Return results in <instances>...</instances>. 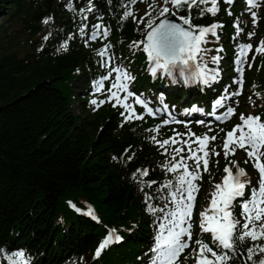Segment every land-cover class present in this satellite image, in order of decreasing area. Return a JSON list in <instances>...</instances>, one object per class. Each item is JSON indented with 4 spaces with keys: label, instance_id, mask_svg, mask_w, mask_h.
Wrapping results in <instances>:
<instances>
[{
    "label": "trees",
    "instance_id": "trees-1",
    "mask_svg": "<svg viewBox=\"0 0 264 264\" xmlns=\"http://www.w3.org/2000/svg\"><path fill=\"white\" fill-rule=\"evenodd\" d=\"M55 1L0 0V247L22 244L41 259L78 261L104 232L68 209V199H84L96 206L105 225L133 231L103 262L139 264L153 220L132 173L147 168L148 178L157 181L165 173L154 164L155 149L140 148L136 130L119 129L114 111L91 115L85 105L81 116L73 111L70 82L93 66L96 55L77 44L67 54L34 48L33 37L49 15H55L59 34L80 24L63 1V14L54 13ZM146 5L144 0L134 6L137 17ZM112 11L106 17L113 40L135 38L137 28H144L132 18L119 27ZM205 16L204 23L210 18ZM129 148L127 155L135 153L130 162Z\"/></svg>",
    "mask_w": 264,
    "mask_h": 264
},
{
    "label": "snow or ice",
    "instance_id": "snow-or-ice-1",
    "mask_svg": "<svg viewBox=\"0 0 264 264\" xmlns=\"http://www.w3.org/2000/svg\"><path fill=\"white\" fill-rule=\"evenodd\" d=\"M106 2L118 15L119 27L122 28L129 18L138 26L144 25L141 31L143 38L133 41L132 44L134 47L142 45L149 62V73L154 79L158 78L159 73L160 77L170 78L174 83H183L185 86L199 84L202 91L214 83H219L220 69L210 67L209 63L218 65L221 57L216 55L209 58L208 53L221 52L223 49H211L206 45L219 43L218 31L222 30L224 25L217 21L210 25H196L192 20L193 9L197 12L195 18H203L206 14L211 17L217 16L221 0H147L148 10L142 17H137L134 6L144 0ZM262 2L264 0H246L253 25L258 23V13L253 9H257ZM223 3L232 5L234 0H223ZM65 8L73 13L74 17H79L78 34L86 46L90 41H97L100 38L107 41L112 27L104 24L103 14L98 11L94 0H80L79 5L76 0H65ZM183 12L187 15H181ZM228 14L232 15L230 10ZM89 16L97 22L90 23ZM52 20V17H47L43 22L48 24ZM234 27L237 29L235 39L243 31L239 27L238 19L234 22ZM137 30L140 31L139 27ZM51 35L52 33H49V36ZM247 35L251 38L255 32H249ZM49 36H46L45 40ZM209 36L213 38L212 41L208 39ZM74 38L75 34L66 37L61 45L62 50L67 51V41ZM112 47L106 42L96 51L100 58L97 62L106 69V74L94 81L95 92H105L106 97L103 100L94 98L91 104L97 108L106 102L112 103L113 107L119 106L123 109L121 115L124 116L125 122L143 121L145 115L154 118L164 117L160 124L148 131L156 133L151 136V141L166 157L159 165L166 178L162 181L148 178L150 172L147 168H137L132 173L133 181L140 185V191L144 194L145 210L153 216L157 225L154 243L149 249L151 255L145 253L148 256L145 264H183L180 257L190 247L191 252L184 260L191 258L194 264H264V120L260 115L241 114V123L225 133L222 152L215 148L210 149L209 143L215 141L217 136L207 134L197 136L191 132L188 127L190 122L176 118L172 110L174 106L170 108L162 93L153 101L143 94H137L131 88L135 76L126 68L111 63L115 59ZM237 49L235 64L238 77L233 80L237 86L236 90L231 91L229 87H225L223 94L211 102V112L205 113L203 107L193 105L183 110L184 115L200 113L211 116L217 122H223L235 114L236 109L226 102L242 94L243 65L248 64V67H251L247 58L249 52L253 50V45L238 43ZM255 52L264 53V40H261ZM252 59L255 60V56ZM106 81H111L107 89ZM249 99L251 101V97ZM136 106L142 108L143 112H137ZM253 106L255 107L254 102ZM221 109L224 111L218 114ZM195 122L212 130L211 121L198 119ZM173 123L184 124L187 132L181 133L173 129L172 136L159 139L161 128ZM193 137L195 139H192ZM238 149L244 150L247 154L244 163L251 161L253 168L258 172L255 184L252 175L240 167L238 159L228 160L229 156L236 155ZM129 151L130 148L125 149L126 159L130 162L135 153L127 155ZM212 155L216 157L223 155L228 163L223 169L225 175L222 182L214 184L215 191L211 193L209 207L200 213L201 235L193 241L192 216L195 194L199 191L198 181L203 179L202 174L209 172ZM233 166L236 168L235 172ZM237 205L240 209L239 215L235 211ZM87 215L94 220L99 219L92 209L88 210ZM204 233L210 234V240L204 239ZM122 239L117 229H110L96 248L94 258H99L104 249L112 243L121 242ZM0 256L7 264H31V258L24 250L9 251L0 248Z\"/></svg>",
    "mask_w": 264,
    "mask_h": 264
},
{
    "label": "bare ground",
    "instance_id": "bare-ground-1",
    "mask_svg": "<svg viewBox=\"0 0 264 264\" xmlns=\"http://www.w3.org/2000/svg\"><path fill=\"white\" fill-rule=\"evenodd\" d=\"M30 1H33V0H30ZM79 2L80 3V0H76V2ZM240 1H242V0H240ZM59 0H56L55 1V8H54V13H59V14H63V12H62V9L59 7ZM95 4L97 5V9H98V11L100 12V13H104V12H106V11H109V10H111L112 11V8H110L109 6H108V4H107V2H106V0H96V2H95ZM15 5V4H14ZM140 6V5H139ZM139 6H137V7H139ZM142 6H143V4H142ZM20 7V6H19ZM148 10V8H147V5L142 9V15L144 16V14H145V12ZM3 12H5L4 13V15L7 13V11H3ZM110 15H115L117 18H118V15L114 12V11H112V13H110ZM49 17H55V15L54 14H51V15H49ZM92 17V16H91ZM73 19V22H76V17H73L72 18ZM106 19V18H105ZM17 25V24H16ZM18 26H20V25H18ZM76 31H78V29H76ZM59 34V33H58ZM58 34H56L57 36H58ZM241 41V38L239 37L238 38V42L236 43V45L235 46H233V47H235V48H237V44L238 43H241L240 42ZM55 44H56V42H55ZM225 77H226V75H225ZM214 85V84H213ZM215 88H216V86H214ZM215 88H213L212 90H210L209 92H207V96L208 97H210V95L211 94H216V95H221V93H219V92H217V88L215 89ZM198 90H201V89H198ZM199 93H206V92H199ZM235 119H237V117L235 118ZM234 119V120H235ZM233 120V121H234ZM20 246L22 247V248H28V246H26V245H22V244H20Z\"/></svg>",
    "mask_w": 264,
    "mask_h": 264
},
{
    "label": "rangeland",
    "instance_id": "rangeland-1",
    "mask_svg": "<svg viewBox=\"0 0 264 264\" xmlns=\"http://www.w3.org/2000/svg\"><path fill=\"white\" fill-rule=\"evenodd\" d=\"M0 20H1V18H0ZM78 86H79V85H78ZM74 110H75L78 114L80 113L79 104H78L77 101L74 103Z\"/></svg>",
    "mask_w": 264,
    "mask_h": 264
}]
</instances>
